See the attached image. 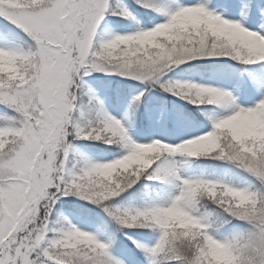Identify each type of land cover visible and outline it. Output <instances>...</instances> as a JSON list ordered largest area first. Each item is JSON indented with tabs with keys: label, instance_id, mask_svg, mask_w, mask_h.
<instances>
[{
	"label": "snow or ice",
	"instance_id": "obj_1",
	"mask_svg": "<svg viewBox=\"0 0 264 264\" xmlns=\"http://www.w3.org/2000/svg\"><path fill=\"white\" fill-rule=\"evenodd\" d=\"M0 264H264V0H0Z\"/></svg>",
	"mask_w": 264,
	"mask_h": 264
}]
</instances>
